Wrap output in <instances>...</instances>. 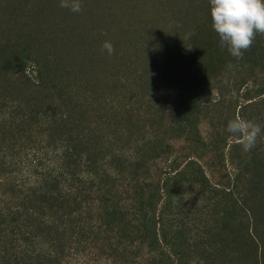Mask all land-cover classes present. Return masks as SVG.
Here are the masks:
<instances>
[{
    "label": "rangeland",
    "instance_id": "374dc122",
    "mask_svg": "<svg viewBox=\"0 0 264 264\" xmlns=\"http://www.w3.org/2000/svg\"><path fill=\"white\" fill-rule=\"evenodd\" d=\"M166 1L82 0V11L77 13L61 8L60 0H0V53L27 58L12 72L0 67V264H36L25 260L38 254L52 258L49 252L58 240L66 246L53 264H125L100 250L104 204L96 190L101 194L109 189L117 207L129 210L134 207L129 196L135 181L162 184L187 163L201 166L216 184L218 175L209 173L216 160L209 148L190 143V131L205 141L224 138L220 162L227 166L229 180L221 183L233 188L234 200L260 199L258 192L248 194L250 176L241 170L255 153L243 151L237 140L224 135L225 109L214 105L220 98L231 99L233 119L260 125L256 146L263 150L257 153L264 151V37L257 52L248 49L237 59L227 51L216 59L212 47L197 49L207 40L203 36H197L196 46L190 48L185 38L170 32L174 27L165 19L169 11H157ZM176 2L178 8L194 5L193 0ZM154 14L163 28L153 34L165 45L156 51L164 67L150 64L156 57L151 56L153 51L143 52L129 40L136 26L141 27L138 33L153 29L147 26V17ZM104 41L114 47L110 56L101 49ZM175 45L185 53L179 68L170 69L168 56ZM46 69L53 70L55 84L44 90L39 85ZM170 79L181 83V107L195 105L188 111L189 127L176 123L170 113L177 105V100L165 97L171 91ZM157 96L165 101L155 104ZM157 139H162L166 152L147 156L148 173L143 174L135 166L143 160L148 142L152 146ZM64 165L68 174L62 173ZM187 177L167 202L163 197L156 207L158 213L169 203L164 214L173 222L165 228L172 229L170 244L187 249L203 238L215 254L205 260L194 252L185 261L264 264V212L259 217L237 212L224 228V203ZM228 227L241 229L245 238L239 243L232 240ZM85 237L99 240L95 244L86 240L82 249L75 250V239L85 242ZM167 251L169 263L175 264L178 257L172 256L170 246Z\"/></svg>",
    "mask_w": 264,
    "mask_h": 264
},
{
    "label": "trees",
    "instance_id": "16d2710c",
    "mask_svg": "<svg viewBox=\"0 0 264 264\" xmlns=\"http://www.w3.org/2000/svg\"><path fill=\"white\" fill-rule=\"evenodd\" d=\"M193 4L194 5L188 9L178 8V3L176 0H168L166 1V5L157 11L161 13H167L169 11L168 18L165 19L171 22L166 23L173 25L174 30H171L170 32H173L178 37L177 39L183 40L185 38L187 40V44H190V48H192L195 44H197L195 43V38L197 36H203V38H206L208 42L207 40L206 42L201 41L199 42L200 46H195L197 49L205 46L203 51H206L208 46L212 47V55L218 59L223 54H226L227 50H225L226 48L220 47L218 36L212 30V28L210 27V30H207V26L211 25L209 16V2L208 0H193ZM179 19L183 20V22L180 24L177 23ZM157 22V14H154L153 16L147 17V26L153 28L152 30H148L144 33H138L137 30L141 27L136 26L134 34L129 38V40H131L130 45L134 44V47L143 48V52L149 53L150 51H153L151 56H156V51L158 50L163 51L165 45L163 44L162 38L157 39L158 36L154 35L159 29L163 31V28L159 27ZM82 28H84V26H82ZM262 37L264 36L260 34L256 35L255 42H253L252 46L249 48L251 53L257 52V43L262 41L260 40ZM70 39L71 37L67 39L68 44L71 41ZM184 53L185 52H183L182 48L179 46L175 45L172 47V52L168 56L171 58L169 63L170 69L179 68V64ZM5 54L0 53V67L10 72H12V70L18 69L22 65L24 59H27L25 57L16 58L15 56H9ZM153 61L154 62L150 63L153 64V66L159 65L164 67L162 64L163 61L159 60L158 56H156ZM155 67L153 69H155ZM50 71L53 70L46 69L47 76L42 78L43 82H41L39 85L44 90L52 88L55 84L53 74ZM79 74L82 73L78 72V75ZM170 76L174 78L171 70ZM170 81L172 82V85H170L168 88H170L171 91L169 93L165 92V97L174 99V102L177 100V105L172 106V111L170 113L174 117L176 123L182 122L189 127L192 124L189 117L191 115L188 111H190V109L192 110V108L194 109L195 105L193 104L194 106L190 109L188 108L187 110L182 108L181 103H183V101L182 99L178 100V88H180L181 83L179 80L170 79ZM165 97L159 98L157 96L155 98V104L165 101ZM224 100L227 99L220 98V100L217 101L214 106L219 107V110L225 109L227 121H225L223 126L227 127L228 121L232 120L234 117V103L231 99L228 101ZM217 109L215 111H217ZM230 116H232V119L228 120ZM188 133L189 138L191 137L190 143H196L200 146L209 148V152L212 155L211 159L213 158V160H216L215 164L212 165L211 169L209 170V173L210 175L212 174L213 177L215 174L218 175V181H216L217 183L213 184L210 181L205 169H203L201 166H196L194 163H187L184 166L182 172L176 173L177 175L174 177L166 178L165 182H162V184L161 181L160 183L155 182L153 184H147L146 182L144 184L139 182L138 184V181H135V184L131 186V196H129L132 198V200H134V207L129 208V210H122L117 207L115 204L117 203L115 201L116 196L112 195V192H109V189H104L101 194L100 190L97 189L96 192H98V196L101 195L102 204H104V207L102 205L103 214L99 217L100 222L102 224L104 223L103 227H105L104 231L98 230L105 234V237L103 238L104 241L102 243L104 245L100 247V250H103V252L106 250L110 257H113L118 261L124 259L122 262L125 264H173L169 263L171 256L169 254L170 252L167 251V248L169 249L170 246V251L172 250L174 253H171L172 256L174 255V257H178V261H176L175 264H188L185 260L190 257L191 253L194 252L197 255H202L203 259L205 260L214 258V252L205 245V241H201L203 238L199 240V243H192L191 245H188L187 249H183V247L180 245L176 246V244H170L171 240H168V238L172 236V229L166 230L165 228L166 226L173 224V222L171 219L169 220L167 215L164 214V211L167 210L166 207L169 203H167V205L164 207L166 210H160L158 213L156 211V207L162 202V198L165 197L164 201L167 202V199L168 197L170 198L174 187L178 184V182L186 180V175L188 176L187 179H189L191 182L201 184V187L204 188L208 194L213 195V198L219 197V199H221L220 203H224L221 217V223L224 228L227 226L228 219H230V217L233 215H236L237 212L241 214L243 213V216H245L246 213H251L253 216L254 214H258V217L262 216L260 213L262 211L264 212V157L260 158V156H264V151L260 153L257 152L263 150V148L261 146H256L255 144V146L251 149L252 153H255L253 154V158H251L250 162L248 164L246 163L243 168L241 167V170L245 171V175L250 176V178L247 179V183L250 185V187L248 185V194L251 193V195H255L256 192H258L260 194V199L254 201H248L249 199L246 198V200H234L232 198L233 188L231 189L229 187H225V184L223 185L221 183V180H229V174L226 169L227 166L220 162L222 155L220 150L222 147H224V138L215 136L212 138L210 137V139L208 138L205 141L198 136V133L194 134L192 131ZM224 135L230 136L227 130L225 131ZM154 143H152L151 146V142H148V145L145 147L146 149L142 154L143 160L138 164L135 163L136 170L144 171L143 174L148 173V170H146L144 165V160H146L147 156H151L150 154L155 153L158 150L159 154H165L164 152H166V145L164 148H162V139H157ZM257 156L259 158H257ZM62 173L68 174L66 165H64ZM236 176L237 172L234 173V180H236ZM242 178L244 179V176H242ZM171 179L173 184H169ZM110 195H112V197ZM227 204L228 207L226 206ZM10 214L12 213H9L8 215ZM177 223H179L178 220ZM238 227H241L240 221L238 222ZM228 229L229 233L232 235L231 239L235 240L237 243L245 238V235L241 234V229L235 231L232 230V227H228ZM86 240L87 244H95L99 239L94 238L93 240H89L85 237V242L81 239H75V250L82 249L83 245L86 244ZM111 240L118 242L116 244H112ZM124 243L126 245H124ZM65 246V241L58 240V244L53 247L54 250L49 252L51 254L50 256H53L52 258L49 257L48 254H38L37 256L27 258L25 262L32 260L31 262L36 264L38 261V264H53L59 260L60 256L62 257ZM179 256H182V258Z\"/></svg>",
    "mask_w": 264,
    "mask_h": 264
},
{
    "label": "clouds",
    "instance_id": "9594fccd",
    "mask_svg": "<svg viewBox=\"0 0 264 264\" xmlns=\"http://www.w3.org/2000/svg\"><path fill=\"white\" fill-rule=\"evenodd\" d=\"M211 28L221 48L240 59L253 44L257 34L264 35V0H208ZM59 6L72 12L82 11V0H60ZM101 49L109 56L114 53L110 41ZM227 132L237 140L243 151H250L261 134L260 125L234 118L228 121Z\"/></svg>",
    "mask_w": 264,
    "mask_h": 264
}]
</instances>
